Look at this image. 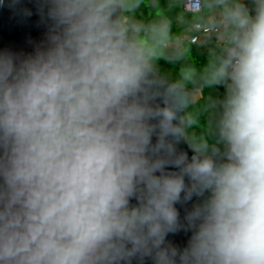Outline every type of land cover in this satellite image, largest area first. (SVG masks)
<instances>
[{"label": "clouds", "instance_id": "9594fccd", "mask_svg": "<svg viewBox=\"0 0 264 264\" xmlns=\"http://www.w3.org/2000/svg\"><path fill=\"white\" fill-rule=\"evenodd\" d=\"M140 3L0 0L43 29L0 48V264H264V0H186L221 48L175 79L171 20Z\"/></svg>", "mask_w": 264, "mask_h": 264}, {"label": "trees", "instance_id": "16d2710c", "mask_svg": "<svg viewBox=\"0 0 264 264\" xmlns=\"http://www.w3.org/2000/svg\"><path fill=\"white\" fill-rule=\"evenodd\" d=\"M183 0H141L135 9V16L145 22L151 21L161 15L171 20L172 33L178 37L195 23L193 14L183 9ZM221 46L209 43H186L184 46H175L169 49L170 53H176L179 57L175 60H161L156 66V73L168 79H175L180 68L185 64L194 66L206 65L213 53L219 54ZM185 49L187 51L185 52ZM222 86L204 87L202 99L188 111L192 117V123L186 128L190 140L198 141L205 132L208 122L214 119L215 111L213 101L222 97ZM211 142V141H210Z\"/></svg>", "mask_w": 264, "mask_h": 264}, {"label": "water", "instance_id": "95a60500", "mask_svg": "<svg viewBox=\"0 0 264 264\" xmlns=\"http://www.w3.org/2000/svg\"><path fill=\"white\" fill-rule=\"evenodd\" d=\"M29 7H31V4H29ZM42 38L43 29L36 26L35 16L27 22H22L18 17L14 16L10 10L0 8V48L30 52L33 50L34 44L29 41L31 40L38 43ZM192 95L194 97L192 106H194L202 99V93L193 89ZM181 147L191 154L187 142L183 143ZM175 239L177 242L183 243L185 238L183 236H178Z\"/></svg>", "mask_w": 264, "mask_h": 264}, {"label": "built area", "instance_id": "2783aa9c", "mask_svg": "<svg viewBox=\"0 0 264 264\" xmlns=\"http://www.w3.org/2000/svg\"><path fill=\"white\" fill-rule=\"evenodd\" d=\"M185 2L186 0H183V9L185 10ZM186 11V10H185ZM188 13H192L191 11H186ZM179 40L175 44V46H184V44L190 42V43H204V45H208L209 43L213 42L214 44H217L218 46H221L219 41L217 40V37L215 34H212L210 36L205 35V32L203 29H200L196 26V22L193 23L189 29L188 32L182 33L178 36Z\"/></svg>", "mask_w": 264, "mask_h": 264}, {"label": "rangeland", "instance_id": "374dc122", "mask_svg": "<svg viewBox=\"0 0 264 264\" xmlns=\"http://www.w3.org/2000/svg\"><path fill=\"white\" fill-rule=\"evenodd\" d=\"M188 32V30L184 31V33Z\"/></svg>", "mask_w": 264, "mask_h": 264}]
</instances>
